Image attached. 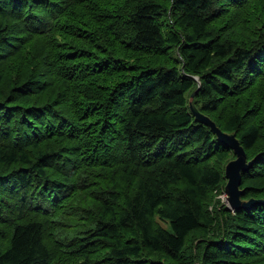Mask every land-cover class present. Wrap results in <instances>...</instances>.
Masks as SVG:
<instances>
[{"label":"trees","instance_id":"trees-1","mask_svg":"<svg viewBox=\"0 0 264 264\" xmlns=\"http://www.w3.org/2000/svg\"><path fill=\"white\" fill-rule=\"evenodd\" d=\"M0 264H264V0H0Z\"/></svg>","mask_w":264,"mask_h":264},{"label":"water","instance_id":"water-1","mask_svg":"<svg viewBox=\"0 0 264 264\" xmlns=\"http://www.w3.org/2000/svg\"><path fill=\"white\" fill-rule=\"evenodd\" d=\"M199 85L200 84L198 83L197 88L191 93L189 97V108L192 114L195 116L196 120L208 125L222 142L231 147L235 154V158L227 162L224 169V175L226 178L224 191L226 193V200L229 204V208H248L254 203H262V201L255 199L241 200L240 195L242 190H240L239 186L241 183L242 172L247 171L251 167L254 159L249 161L247 160L244 148L241 145L239 139L236 138L234 132L227 133L222 131L214 121L203 115L197 109L195 106V93Z\"/></svg>","mask_w":264,"mask_h":264},{"label":"rangeland","instance_id":"rangeland-1","mask_svg":"<svg viewBox=\"0 0 264 264\" xmlns=\"http://www.w3.org/2000/svg\"><path fill=\"white\" fill-rule=\"evenodd\" d=\"M225 109H226V106L222 104V106H221V112H223ZM217 165L220 168H222V170L224 171V169H225V163L220 164V162H218ZM213 203H214V206L216 204H218V203H225L227 205V207L229 206V204H228V202L226 200V193L224 191V187L223 186H221L220 189L217 190L216 193L214 194ZM209 207H210V209H212L213 208V205H210ZM161 224L165 226V224L163 222H161Z\"/></svg>","mask_w":264,"mask_h":264}]
</instances>
